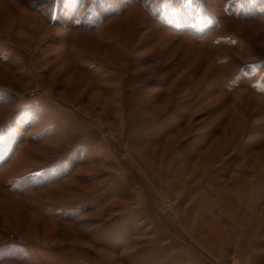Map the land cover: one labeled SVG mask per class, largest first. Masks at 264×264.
I'll return each mask as SVG.
<instances>
[{
    "label": "rangeland",
    "instance_id": "374dc122",
    "mask_svg": "<svg viewBox=\"0 0 264 264\" xmlns=\"http://www.w3.org/2000/svg\"><path fill=\"white\" fill-rule=\"evenodd\" d=\"M0 264H264V0H0Z\"/></svg>",
    "mask_w": 264,
    "mask_h": 264
}]
</instances>
